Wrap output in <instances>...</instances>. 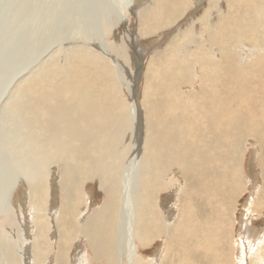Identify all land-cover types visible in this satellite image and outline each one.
<instances>
[{
    "label": "bare ground",
    "instance_id": "6f19581e",
    "mask_svg": "<svg viewBox=\"0 0 264 264\" xmlns=\"http://www.w3.org/2000/svg\"><path fill=\"white\" fill-rule=\"evenodd\" d=\"M118 2L65 5V17L88 31L75 34L66 69L51 56L5 109L2 125L25 129L13 137L33 198V264H72L83 242L90 254L74 264H264V227L251 226L252 216H264V0H121L126 12L138 9L133 37L158 45L170 38L143 69L138 108L105 55L120 40L83 37L104 15L125 27L126 12L112 11ZM193 9L200 14L191 24ZM134 120L146 125L145 149L132 162L131 135L120 140ZM138 167L143 182L120 188L131 175L120 170ZM90 183L102 196L97 204Z\"/></svg>",
    "mask_w": 264,
    "mask_h": 264
},
{
    "label": "rangeland",
    "instance_id": "374dc122",
    "mask_svg": "<svg viewBox=\"0 0 264 264\" xmlns=\"http://www.w3.org/2000/svg\"><path fill=\"white\" fill-rule=\"evenodd\" d=\"M51 1L45 0V3L44 0H0V264H33L35 262L32 250L30 249L33 242L31 236L33 235L34 227L30 223L31 220H29L32 219L30 217L31 212H33V198L28 191L27 182L29 180H26L20 167V159L17 157L20 154L22 143L16 138H21L20 133L25 131V129H23L21 125L16 124L2 125L7 103L11 100H14L15 102L18 99V95L21 93L19 90L23 88L22 85L24 83H27L29 80H35L38 74L43 75L45 73L47 69L45 67H48V64L44 65V63L51 60V56L58 60L61 69H66L65 66L69 53L78 45L75 34L78 32L80 33V31L84 34L88 31H84L86 28H84L85 25L83 23L76 22L78 21L76 20L77 16L67 15V18L65 17L68 12L64 11H67V8L69 7L68 5H70V3L72 4L73 0H57L58 4L56 0ZM74 1L78 2L79 0ZM89 1L90 6L96 10V5H92L93 0ZM118 1L117 8H112V11L116 13L120 10L126 12L127 7L120 4L121 0ZM128 1L134 2L135 0ZM106 2L107 0H105V3ZM200 2L201 1H198V4H200ZM52 4L54 6H52ZM59 4L62 5L60 6ZM43 6H46L47 8H44ZM21 7H23V9ZM137 10L138 9H136L135 12ZM135 12H126V25L123 28H121V26L119 27V25L117 28V24L111 27L108 16L104 15L102 20L89 33L88 37L86 34L83 37L88 41V44H90L89 39L94 43L112 42L114 44L120 40L117 45L111 47L112 49L109 48V50L105 52V55L111 60V63L114 66L116 65L119 74L121 75L122 73L119 86L120 90L124 91L123 95L127 99L128 104L132 107L138 108L142 105V101L139 97H141L140 93L145 84V74L143 69L146 67L151 54L159 47L164 49L170 38L168 36L169 33H167L166 41L158 45V41L151 44L145 40L133 37L134 28H136L135 32H137V25L134 17ZM20 13L23 14L21 15ZM199 14L200 11L197 12V10L194 11L193 9L190 16V19L193 22L191 24H194V21L197 20ZM54 17H56V19H54ZM74 17L75 19H72ZM90 17H92V15H90ZM63 18L66 20L63 21ZM73 20L75 21L73 22ZM115 21L117 22V19ZM56 23H58L61 28ZM74 24L77 28H75L76 26ZM132 24L133 29L130 28V25L132 26ZM186 25L188 24H185V26ZM68 26H70V28ZM76 29H78V31H76ZM195 29L199 33L200 25L198 23H195ZM77 39L80 41L78 36ZM142 41H144L145 45ZM148 43L151 45H148ZM157 45L158 48H156ZM96 48L99 49V46ZM120 51H124V56L120 55ZM56 55L57 57H55ZM126 56L128 57L125 58ZM133 76H135V81ZM138 92L139 96H137ZM142 119L143 118H141V120ZM141 120H134L129 127L127 126L124 129L123 137L120 140L124 141L131 135L132 140H130L129 145L131 146L130 148H132L131 151L133 158L136 153L140 154L142 150L145 149L141 146L140 141H143V133H141L143 130H141V128L146 127V125L141 123ZM14 134L16 138L13 137ZM137 141H139L140 144ZM134 149H136V151H133ZM130 159L131 161H135V158ZM246 167L248 169V166ZM83 172L87 173L88 176L94 173L92 170H83ZM120 172L125 175L131 174L118 182V184L122 186L120 188L125 187V190H129L143 182V169L141 167H138L137 170H120ZM58 175L59 173L57 170L53 172L51 174V182L52 178L53 181H55V179L57 180ZM178 183L180 184V182ZM55 186L56 184L53 188L54 190H57V187ZM97 187V184L90 183L87 185L88 195L90 196H88V198L96 204L97 202L99 203L102 198L98 193ZM239 220L238 224L242 225L243 223L241 222L240 217ZM251 223V226H255L258 229L263 228L264 216H252ZM259 233V236L264 235L263 231H260ZM9 243H13L11 247ZM78 245L75 247V250L71 252L72 258L74 257V263L76 260L80 259V257L83 259L84 256L90 254L89 251H87L84 242L81 245ZM6 246L8 247L5 248ZM15 251L19 254L18 259H12L8 256L9 252L14 254ZM142 251L143 255L146 257H150V255L154 254L151 248L143 249ZM52 253H56L55 250L52 249ZM147 253L149 254L147 255ZM49 262L50 258L48 261L44 262V264H50ZM74 263L72 262V264Z\"/></svg>",
    "mask_w": 264,
    "mask_h": 264
}]
</instances>
